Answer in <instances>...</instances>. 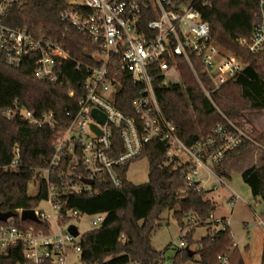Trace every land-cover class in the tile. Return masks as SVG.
<instances>
[{
    "label": "built area",
    "instance_id": "obj_1",
    "mask_svg": "<svg viewBox=\"0 0 264 264\" xmlns=\"http://www.w3.org/2000/svg\"><path fill=\"white\" fill-rule=\"evenodd\" d=\"M254 1L257 12L251 35L238 42L257 54L264 52V0ZM25 2L0 0V61L14 68L30 64L37 80L67 88V96L75 103L62 117L55 112L38 116L16 103L4 112L7 120L48 127L54 136L48 165L34 169L35 184L44 185L46 190V198L32 210L36 221L22 220L25 209H17L0 222L1 255L7 256L20 247L24 262L19 264H68L71 259L72 264H82L83 235L77 222L81 216L89 217L91 231L96 230L106 214L87 215L66 209L64 200L95 196L98 185L105 182L120 188L116 169L137 160L154 142H165L167 158H176L179 165L185 166L187 185L210 192L226 188L230 192L229 205L234 208L241 198L227 187L215 168L243 143L260 149L251 137L252 124L246 119L234 123L222 117L223 123L217 124L208 138L186 147L176 135L175 125L163 116L155 95L158 81L168 84L174 83L175 77L181 80L183 62L195 76V68L205 75L210 88L200 87L213 104V92L244 69L239 57L212 42L210 27L197 7L199 2L207 4V0H68L59 20L65 31L74 30L95 48L92 53L85 52L86 62L73 58L58 39L37 37L26 28L6 25L11 10ZM70 73L78 76L77 88L67 79ZM126 82L137 94L131 115L115 107ZM114 136L121 141V153L116 157L112 156ZM14 156L8 166L11 170L19 166L17 147ZM201 171L208 176L206 181ZM209 178L215 180V185L206 190ZM41 204L47 207L41 208ZM229 221L230 216L213 219L212 215L209 224L223 228ZM255 223L264 232V213L255 218ZM38 224L40 228L35 226ZM70 226L76 227V237L69 232ZM185 247L181 241L179 248ZM218 259L221 264L228 263L226 257Z\"/></svg>",
    "mask_w": 264,
    "mask_h": 264
},
{
    "label": "trees",
    "instance_id": "obj_2",
    "mask_svg": "<svg viewBox=\"0 0 264 264\" xmlns=\"http://www.w3.org/2000/svg\"><path fill=\"white\" fill-rule=\"evenodd\" d=\"M68 0H26L14 7L5 20L10 27L26 28L34 36L58 39L76 60L86 62L85 52L95 48L74 30L65 31L59 20L60 12ZM202 19L209 25L211 40L220 48L239 57L244 69L213 92V104L204 96L200 84L210 88L205 75L195 68L196 76L181 62V80L176 83L155 84V95L163 116L176 127V135L186 147L208 138L222 117L240 123L245 116L264 112V52L252 54L238 40L248 39L254 23L257 6L254 0H207L198 3ZM67 79L77 88L78 76L67 74ZM117 95L115 107L125 115H131V104L137 94L132 84L126 82ZM68 89L39 81L33 67L25 63L19 68L9 67L0 61V211L14 213L17 209L33 210L46 198L44 185L38 184V192L30 196L28 189L34 181V169L48 165L52 157L54 132L48 127L29 126L19 120H7L4 112L14 103L36 115L55 112L62 117L74 108L67 96ZM252 139L260 147V164L242 171L241 178L251 195L264 202V132L253 129ZM112 156L121 153V141L113 138ZM19 150V166L11 170L14 148ZM252 147L243 143L229 152L215 168L217 175L228 178V168L237 156ZM165 142L147 146L137 159H147L148 182L133 185L127 180L129 166L135 161L116 169L120 188L110 182L98 185L95 196L83 195L64 200L66 209L74 208L84 214H106L102 226L81 237L82 264H161V252L152 248V234L166 210H174L173 217L179 227L185 229L186 220L195 219L197 226L209 222L216 210L215 203L207 197L209 191L187 185L183 177L185 166L177 159L166 156ZM209 225V224H208ZM40 228V225H35ZM195 229L188 230L182 240L185 248L178 249L171 264H187L193 261L187 249L197 246L199 264H221L218 257H226L228 264H244L228 226L212 231L194 241ZM247 248V247H246ZM264 259V240H263ZM23 250L14 248L7 256L0 254V264L23 263Z\"/></svg>",
    "mask_w": 264,
    "mask_h": 264
},
{
    "label": "rangeland",
    "instance_id": "obj_3",
    "mask_svg": "<svg viewBox=\"0 0 264 264\" xmlns=\"http://www.w3.org/2000/svg\"><path fill=\"white\" fill-rule=\"evenodd\" d=\"M172 82H179V79L175 77L172 79ZM245 119L252 124L254 129L259 132H264V112L249 114L245 116ZM260 159V149L250 147L243 154L237 156L230 164L228 168V178H223V180L227 187L241 198L240 201L235 203L234 208H231L229 205V192L226 188H221L214 193L208 194V198L213 199L217 206L213 214V219L221 217L227 218L230 216V221L228 223L230 234L242 255L244 264H264V232L255 223V218L264 213V202L251 195L249 187L241 178L242 171L252 166H258L260 164ZM148 173L149 164L147 159H140L129 166L127 180L133 185L145 184L148 182ZM201 178L203 181H206L208 176L201 171ZM214 185L215 180L209 178L204 188L210 190ZM36 192L37 185L32 182L29 186L28 193L30 196H33ZM40 207L46 208L47 206L41 204ZM173 211L174 210H166L163 212L158 222L159 227L152 234L151 238L152 248L161 252L163 255L164 261L161 264H171V258L174 256L175 252L180 249L179 244L183 241L182 237L188 230L195 229L193 239L197 242L207 234L208 228L212 231L221 229L220 227H214L213 224H209L210 222L202 226H197L195 219L191 217L190 219L193 222L189 223V220H186L185 224H187V227L183 230L173 217ZM88 221L89 217L81 216L79 218L77 228L81 235L91 231L92 228L88 224ZM190 250L195 252L197 246H192ZM198 260L199 255H194L193 261L188 264H198ZM72 261L73 259L69 260L68 264H72Z\"/></svg>",
    "mask_w": 264,
    "mask_h": 264
},
{
    "label": "water",
    "instance_id": "obj_4",
    "mask_svg": "<svg viewBox=\"0 0 264 264\" xmlns=\"http://www.w3.org/2000/svg\"><path fill=\"white\" fill-rule=\"evenodd\" d=\"M86 55L87 54L85 53V56ZM102 121H104V118H102ZM90 184H91V182H90ZM12 215L13 214L10 213V212L4 213V212L0 211V222H5ZM22 220H31V221L35 222L36 221V217L34 216V213H33L32 210H25L23 212V214H22ZM68 230L74 237H76L78 235L76 227L70 226ZM187 254H188L189 257H193L195 255V253L192 250H190V249H187Z\"/></svg>",
    "mask_w": 264,
    "mask_h": 264
},
{
    "label": "crops",
    "instance_id": "obj_5",
    "mask_svg": "<svg viewBox=\"0 0 264 264\" xmlns=\"http://www.w3.org/2000/svg\"><path fill=\"white\" fill-rule=\"evenodd\" d=\"M233 191V190H232ZM229 192V191H228ZM209 193H212V192H208V194ZM214 193V192H213ZM207 197H208V195H207ZM228 197H230V192H229V196ZM210 199V198H209ZM213 202H214V200L213 199H211ZM215 203V202H214ZM215 206H216V204H215ZM216 208H217V206H216ZM216 211V210H215ZM215 213V212H214ZM221 218H223V219H225L226 217H221ZM228 218V217H227ZM192 262V261H191ZM190 263V262H189ZM197 263H198V261H197ZM188 264V263H187ZM199 264V263H198Z\"/></svg>",
    "mask_w": 264,
    "mask_h": 264
}]
</instances>
